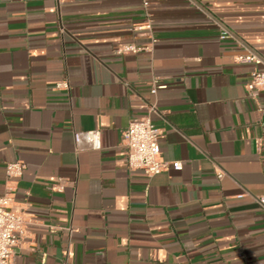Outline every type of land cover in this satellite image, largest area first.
<instances>
[{
    "label": "crops",
    "instance_id": "0c3cea01",
    "mask_svg": "<svg viewBox=\"0 0 264 264\" xmlns=\"http://www.w3.org/2000/svg\"><path fill=\"white\" fill-rule=\"evenodd\" d=\"M149 14L151 50L117 55L151 43L141 0H0V195L27 221L11 264H264V92L246 88L264 65L236 61L264 59V0ZM153 105L182 169L148 176L123 132ZM93 130L101 150L75 139Z\"/></svg>",
    "mask_w": 264,
    "mask_h": 264
},
{
    "label": "built area",
    "instance_id": "2783aa9c",
    "mask_svg": "<svg viewBox=\"0 0 264 264\" xmlns=\"http://www.w3.org/2000/svg\"><path fill=\"white\" fill-rule=\"evenodd\" d=\"M163 0H141L142 8L146 15L145 25L140 29L149 32L151 43L149 45H141L136 42H127L119 44L114 53L117 55L138 54L142 51L151 50L157 42L152 35V20L150 18L149 9L154 2ZM233 33L225 26H221V39L232 38ZM236 61L241 63H250L256 66L264 65L263 57L254 50L239 54ZM166 85L155 84L152 93L156 94L159 89L165 88ZM67 81L56 84V89H68ZM248 93L251 96L264 92V69L255 68L251 71L249 80L246 84ZM160 114L155 105L151 106L147 116L139 119H133L128 128L123 132V142L128 148V163L132 170H143L148 176H154L169 169L171 166L175 170L182 169V163L173 162L171 165L163 161L161 156L160 138L162 131L156 126L153 115ZM83 138L89 143L90 147L95 150H101L102 139L101 131L93 130L85 133H76L75 139L80 143ZM24 164L20 161L10 162L6 171L9 179H17L21 177L24 170ZM64 184L59 186L62 189ZM13 192L9 191L4 195H0V264H11L15 248L20 244L26 233V219L22 213L12 209ZM264 205V197L259 200Z\"/></svg>",
    "mask_w": 264,
    "mask_h": 264
}]
</instances>
